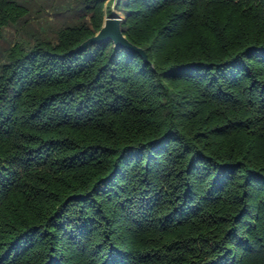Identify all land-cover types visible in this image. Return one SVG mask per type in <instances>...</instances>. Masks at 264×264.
<instances>
[{
	"label": "trees",
	"instance_id": "1",
	"mask_svg": "<svg viewBox=\"0 0 264 264\" xmlns=\"http://www.w3.org/2000/svg\"><path fill=\"white\" fill-rule=\"evenodd\" d=\"M109 1L0 0V264H264V0Z\"/></svg>",
	"mask_w": 264,
	"mask_h": 264
},
{
	"label": "rangeland",
	"instance_id": "2",
	"mask_svg": "<svg viewBox=\"0 0 264 264\" xmlns=\"http://www.w3.org/2000/svg\"><path fill=\"white\" fill-rule=\"evenodd\" d=\"M75 0H35L33 5V11L27 24L24 25V34L28 35L29 33H33V35H47L50 36L54 34V29L58 28L64 23V21H70L74 18L73 13L66 11L69 7H71L72 2ZM109 1V0H107ZM110 8L116 14H119L114 9V3L109 1ZM107 8L105 7V10ZM109 14H105L104 18ZM22 32L18 31L15 27L9 26L4 31L3 39L0 40V47H5L10 42H14L16 40L21 41V39L27 37L21 36Z\"/></svg>",
	"mask_w": 264,
	"mask_h": 264
},
{
	"label": "water",
	"instance_id": "3",
	"mask_svg": "<svg viewBox=\"0 0 264 264\" xmlns=\"http://www.w3.org/2000/svg\"><path fill=\"white\" fill-rule=\"evenodd\" d=\"M122 18L112 12L104 18L100 29L92 36L81 42L75 49L86 47L90 43H101L111 40L116 48H125L139 53L144 59H147L143 48L136 46L124 35L121 29Z\"/></svg>",
	"mask_w": 264,
	"mask_h": 264
}]
</instances>
